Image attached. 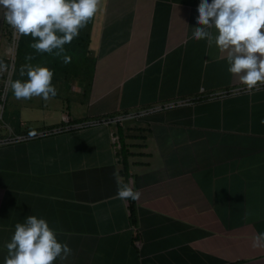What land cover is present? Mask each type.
Instances as JSON below:
<instances>
[{"label": "crops", "instance_id": "0c3cea01", "mask_svg": "<svg viewBox=\"0 0 264 264\" xmlns=\"http://www.w3.org/2000/svg\"><path fill=\"white\" fill-rule=\"evenodd\" d=\"M198 3L99 0L89 94H56L60 115L31 119L19 109L50 104L7 100L0 138L33 137L0 143V245L37 214L72 249L54 264H264L252 246L264 231V83L246 89L225 52L191 39ZM15 36L0 18V77ZM110 114L126 118L107 123ZM67 118L74 128L55 131ZM124 147L136 223L115 195Z\"/></svg>", "mask_w": 264, "mask_h": 264}, {"label": "clouds", "instance_id": "9594fccd", "mask_svg": "<svg viewBox=\"0 0 264 264\" xmlns=\"http://www.w3.org/2000/svg\"><path fill=\"white\" fill-rule=\"evenodd\" d=\"M99 0H0V18L13 29L14 35H30V47L37 52L65 54L79 30L95 15ZM191 39L206 40L226 53L227 71L238 77L246 89L264 83V0H199ZM30 60V57H29ZM20 77L9 82L17 99L55 96L52 70L42 63L25 62ZM116 197L135 201L139 192L117 178ZM253 247H264V231L253 234ZM0 264H54L66 260L72 249L59 240L57 230L41 215L28 214L17 221Z\"/></svg>", "mask_w": 264, "mask_h": 264}, {"label": "trees", "instance_id": "16d2710c", "mask_svg": "<svg viewBox=\"0 0 264 264\" xmlns=\"http://www.w3.org/2000/svg\"><path fill=\"white\" fill-rule=\"evenodd\" d=\"M95 15L79 30V33L72 41L66 44L65 54L70 56L68 63H65L61 56H54L47 52H37L35 49L31 48L30 41L33 39L30 35L24 36L20 35L18 39L17 54L15 60L14 72L12 79H24L20 77L19 68L25 62L30 63H42L46 64L53 72L52 83L56 87V94L59 95L64 88L65 84L70 83L73 80L82 81L85 84L84 91L89 94L91 82L94 77L95 63L96 59L90 55L89 45L91 42V30L94 22ZM30 57V60H29ZM5 64L8 66L9 61H6ZM62 82V86H58L57 83ZM116 114H110L107 116V119L115 117ZM79 121V120H77ZM119 126V132L121 135V142L123 141V129L121 125ZM23 131H26L23 130ZM30 131V130H29ZM32 131V130H31ZM29 133V132H27ZM31 134V133H29ZM122 164L123 168L121 171L122 181L129 184V152L125 149H122ZM130 200V199H129ZM130 208L132 211V217L135 221V202L130 200Z\"/></svg>", "mask_w": 264, "mask_h": 264}, {"label": "built area", "instance_id": "2783aa9c", "mask_svg": "<svg viewBox=\"0 0 264 264\" xmlns=\"http://www.w3.org/2000/svg\"><path fill=\"white\" fill-rule=\"evenodd\" d=\"M19 37V36H18ZM18 38L17 35L14 37V43L15 45L17 44ZM13 65V63H12ZM9 71V68L8 70ZM11 81V78H7V75L5 73L4 76L0 77V122L2 123L3 120V112L5 110L6 107V102L8 99V91L10 90V86H9V82ZM126 116H119L117 118L113 117V118H109L106 120L107 123H114L116 121H121L122 119H125ZM66 123L69 125H65L64 127H60L58 129H56L55 131H64L66 129H72L74 128L73 124H70L69 119L67 118ZM0 123V127L2 126V124ZM85 126V124H79V126H75V127H81V126ZM1 129V128H0ZM46 132V131H45ZM43 132V133H45ZM48 132H53V130H50ZM35 135V134H34ZM33 137V134H11L7 137L4 138H0V143H11V142H16V141H20V140H25L28 138ZM115 139H117V136L114 137Z\"/></svg>", "mask_w": 264, "mask_h": 264}, {"label": "rangeland", "instance_id": "374dc122", "mask_svg": "<svg viewBox=\"0 0 264 264\" xmlns=\"http://www.w3.org/2000/svg\"><path fill=\"white\" fill-rule=\"evenodd\" d=\"M19 35H17V38L19 39V37H18ZM17 45V44H16ZM16 50V49H15ZM15 57H14V61H13V64L15 65ZM12 72H14L13 71V65L11 64V66L9 67V71H6V75H7V78H11V75H13L12 74ZM82 84H83V82L82 81H78L77 79L76 80H73L72 82H70L69 84H68V89H67V92H65L64 91V93H61V94H59V95H62V97L63 98H71V97H74V96H77V95H79L78 93H74V91H77V92H80V91H82V89H84V86H82ZM64 87V86H63ZM73 89V90H72ZM70 90L71 91H73V92H70ZM76 94V95H75ZM80 95H82V93L80 92ZM84 95V94H83ZM85 96H87L88 97V95L87 94H85ZM12 97H13V94H12V90H11V88H10V90L8 91V103H7V109L8 108H10L11 107V104H12ZM32 97H30V98H28V99H31ZM46 104H50V106H49V109H42L41 107H40V109H37L36 111H35V113L34 114H30V112H29V109L27 108H24V109H26L25 110V112L23 111V108H20L19 110H21V112L20 113H22L23 115H28V116H26V118H28V119H31V118H34V117H38L39 118V116H41L42 115V113H54V115H60V112L58 111L59 109L58 108H55L54 106V104H57L58 105V103H59V99L56 97V96H51L48 100H46ZM58 109V110H57ZM2 122H3V120H2ZM1 123V122H0ZM2 124V123H1ZM50 128H52V127H50Z\"/></svg>", "mask_w": 264, "mask_h": 264}]
</instances>
